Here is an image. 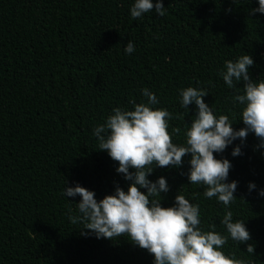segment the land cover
Masks as SVG:
<instances>
[{
    "label": "trees",
    "instance_id": "obj_1",
    "mask_svg": "<svg viewBox=\"0 0 264 264\" xmlns=\"http://www.w3.org/2000/svg\"><path fill=\"white\" fill-rule=\"evenodd\" d=\"M155 4L156 0H152ZM134 0H0V264H153L154 258L128 237L97 239L81 235L69 219L79 215L80 197L63 196L79 186L97 201L127 191L130 181L117 173L118 162L98 150L95 126L116 107L133 110L130 100L146 102L153 92L173 115L168 131L184 144V132L196 113L180 105V92L202 88L217 117L244 127L241 107L232 102L220 70L226 61L250 55L253 80H264V14H251L258 0H162L165 15L155 11L133 20ZM128 41L135 51L124 52ZM242 87V85H238ZM249 133L224 152L232 167L228 182H238L231 205L233 222L250 233L245 244L231 239L222 251L245 264H264V147ZM242 155L233 157L234 147ZM190 154L180 167H154L148 179L164 177L169 191L162 207L174 205L178 191L200 207L201 228L226 235L220 223L226 208L204 197V186L187 179ZM129 171H132L131 169ZM256 188L251 192L249 183ZM142 192L146 191L141 189ZM199 193L198 195H195Z\"/></svg>",
    "mask_w": 264,
    "mask_h": 264
},
{
    "label": "clouds",
    "instance_id": "obj_2",
    "mask_svg": "<svg viewBox=\"0 0 264 264\" xmlns=\"http://www.w3.org/2000/svg\"><path fill=\"white\" fill-rule=\"evenodd\" d=\"M258 5L249 10L251 14H264V0H258ZM153 11L158 16L165 15L162 0H156L155 4L152 0H134L130 15L135 20ZM134 51V44L128 41L124 52ZM252 66L254 60L246 54L235 61H226L219 72L225 85L236 93L232 102L242 106L239 120L244 127L239 129L233 128L235 114L232 120L227 115L214 114L203 99L209 93L202 88L187 87L180 92L181 107L188 110L189 105H195L196 108L182 145L173 141L181 129L173 127L171 133L168 131L172 113L152 107L159 101L149 89L141 90L146 102L129 101L133 110L113 108L106 122L95 126L92 134L98 143L97 149L118 162L116 172L130 183L127 191L117 185L113 194L99 201L94 192L79 184L63 189L64 197H80L76 204L79 215H72L69 209L68 219L73 225H83L79 229L81 235L94 234L97 239L108 240L126 236L154 258L153 264H245L222 251L229 239L237 245L245 244L249 254L254 252V246L247 243L250 233L244 221L233 222L230 205L237 199L234 193L238 182H228L232 165L227 159H217L214 153L224 152L237 139L243 143L249 133L259 141L258 147H264V80L250 77ZM187 154H190L189 184L204 186V197H215L226 208L220 221L226 235L215 231L214 224L209 225L211 230H203L199 205L191 203L180 191L173 206H161V193L169 191L167 181L159 177L153 182L148 176L154 167L182 166ZM242 154L240 146L231 152L233 157ZM255 188L250 182L249 191ZM258 195L264 196V189Z\"/></svg>",
    "mask_w": 264,
    "mask_h": 264
}]
</instances>
